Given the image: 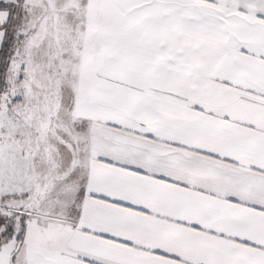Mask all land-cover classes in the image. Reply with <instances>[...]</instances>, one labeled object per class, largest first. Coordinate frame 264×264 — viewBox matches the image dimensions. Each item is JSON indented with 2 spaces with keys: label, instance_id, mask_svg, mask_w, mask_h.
<instances>
[{
  "label": "snow or ice",
  "instance_id": "obj_1",
  "mask_svg": "<svg viewBox=\"0 0 264 264\" xmlns=\"http://www.w3.org/2000/svg\"><path fill=\"white\" fill-rule=\"evenodd\" d=\"M0 264H264V0H0Z\"/></svg>",
  "mask_w": 264,
  "mask_h": 264
}]
</instances>
